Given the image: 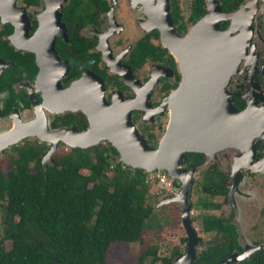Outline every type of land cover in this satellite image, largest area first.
<instances>
[{
  "label": "flooded vegetation",
  "instance_id": "flooded-vegetation-1",
  "mask_svg": "<svg viewBox=\"0 0 264 264\" xmlns=\"http://www.w3.org/2000/svg\"><path fill=\"white\" fill-rule=\"evenodd\" d=\"M23 2L25 7L18 6L17 3L13 6L11 0H0V41L7 42L18 55L10 58L7 48H0V80L13 67L17 71L14 74L17 79L10 87H0V133L18 128L29 120L33 123L34 134H25L23 137H44L49 135V130L59 128H74L72 134H75V131L84 133L90 126L87 112L93 110L96 116L102 112L103 86L106 102L113 107L116 114L130 109L136 130L149 145H152L155 137L164 135L173 106L170 98L172 92L181 84L183 74L181 62L164 45L170 44L173 39H163L158 28V17H164L162 0H81L80 10L84 15L81 22L76 24L77 31L71 30L70 24L62 20L63 8L70 2L63 0L57 8L60 12L59 25L51 22L46 36L41 35L39 38V32L31 43L37 53L44 54L47 58V80L41 74L37 53L18 48L13 40L17 45H28L30 40H27V36L31 37L37 33L40 19H51V12L57 2L38 0V4L29 6L24 0ZM210 4L219 15L209 27L201 29L204 31L202 33L211 34L217 24L222 31L230 33V41L245 44L244 55L236 72L225 86V92L221 90L222 87L217 88V91L222 92L218 93L216 106L218 110H221V107L224 110L225 96H228L237 110H244L249 106V110L253 111L261 108L259 113L264 114V0H240L232 9H224L223 0H190L188 11L183 10L180 0H169L170 17L176 35L186 37L189 31L209 14ZM39 6V11H27L29 7L36 9ZM20 9H23L28 17L27 31L24 30L26 23L23 22ZM49 35L53 37L55 54L60 58L58 64L48 54ZM219 43L224 45L223 48L226 47V41L220 39ZM74 57H78L77 60ZM27 69H33V72L30 73ZM58 73H62L59 85L61 89L67 90L71 109L55 113L46 104L43 92L46 88L54 94L52 84ZM77 81L78 87L74 88ZM212 91L214 92V89ZM220 112L217 113L221 114ZM47 114L49 117L52 115L50 119ZM44 118L48 130L44 126L45 123H42ZM261 121L264 125V120ZM221 130L223 137H229L225 127ZM66 137L74 136L67 134ZM36 140L42 142L34 138L25 139L22 143ZM103 142L102 145L113 146L107 139ZM46 145L50 148L47 143ZM74 148L77 147L70 146L69 151ZM230 148L235 150L234 159L247 152L245 148L240 150L232 146L219 151ZM9 149L11 150L12 146ZM203 154L204 163L209 155ZM254 157L252 166L256 167L257 171L251 169L252 167L243 166L242 174L245 170L250 174L264 172V133L256 140ZM211 164L217 163L214 161L209 163ZM180 167L190 169L184 162ZM228 177L227 200L230 202L232 183L229 175ZM233 191L232 196L241 194L240 189ZM230 215H233L232 222L238 227L240 240L241 227L234 209L224 217ZM239 242L244 249L245 243L241 240Z\"/></svg>",
  "mask_w": 264,
  "mask_h": 264
},
{
  "label": "trees",
  "instance_id": "trees-1",
  "mask_svg": "<svg viewBox=\"0 0 264 264\" xmlns=\"http://www.w3.org/2000/svg\"><path fill=\"white\" fill-rule=\"evenodd\" d=\"M24 1L27 6L38 4V0ZM223 1L224 9H232L240 0ZM80 2L70 0L63 8L62 20L73 31H77L76 24L84 15ZM7 46V42L0 41V48H7L8 57H18ZM16 72L15 67L8 71L0 80V87H10L17 79ZM48 149L44 142L24 141L12 145L8 171L4 172L0 164V264H107L112 243L142 240L154 212V207L147 204L150 185L145 171L123 165L118 161V151L111 145L77 147L43 163ZM203 161L202 152L184 153L183 162L189 168H196ZM228 186V174L217 164L203 171L204 194L227 200ZM198 206L206 211L216 210L221 208V203L203 199ZM232 219L233 215L201 214L203 232L213 233L215 237L197 253L193 264H220L232 253L244 251ZM6 240L11 241L10 249L5 247ZM202 242L198 236V243ZM157 251L156 246L145 247L135 264H156L159 260L173 264L174 258L182 254L178 247L165 258ZM231 264H264V247L255 250L249 258Z\"/></svg>",
  "mask_w": 264,
  "mask_h": 264
},
{
  "label": "water",
  "instance_id": "water-1",
  "mask_svg": "<svg viewBox=\"0 0 264 264\" xmlns=\"http://www.w3.org/2000/svg\"><path fill=\"white\" fill-rule=\"evenodd\" d=\"M15 6L17 0H11ZM57 5L53 7L51 19H44L39 22V30L34 36L28 37V45H15L18 48H24L28 51L36 52L33 49V39L47 34L49 24L55 22L56 26L60 23V12L57 10L63 0H56ZM161 2V1H160ZM162 9L164 17H158V28L163 39L172 38L170 44H164L181 62L182 82L177 89L172 92L171 118L167 130L162 136L158 146L149 145L145 138L136 130L134 122L131 120L130 109L122 111L120 114L114 112L105 100L102 86V112L96 116L93 110L88 113L90 126L84 133L74 131V128H59L49 130V135L36 137L42 142L51 143L47 154L44 156L43 163L47 160H53L52 153L57 148L59 141L66 143L71 147L88 148L100 145L104 139H107L119 152V160L129 166L131 169H141L147 174L156 171H165L173 179L180 181L181 189L176 195L165 196L159 205L169 202H179L181 204V220L186 232L187 247L185 253L176 256L173 264H193L197 259L198 235L192 224L190 216L192 204L190 201L191 183L193 173L196 168H181L184 161V153L187 151L202 152L214 159L215 153L225 147L232 146L237 149H247L243 155L234 159L232 178V187L229 197H232L233 190L237 188L242 177L241 168L252 167L255 151V143L259 135L264 133V125L252 122L246 119V112L250 109L247 106L244 110H237L232 100L225 96L224 110H218L216 106L217 88L225 92V86L228 84L232 74L236 72L240 60L245 52V44H238L237 41H230V33L222 31L217 24L213 31L205 35L202 28L207 15L200 20L188 33L186 37L176 35L172 25L169 0H162ZM23 22L26 23L24 30L28 29V17L23 9H20ZM46 12V11H45ZM44 12V13H45ZM161 14V13H160ZM162 15V14H161ZM225 16H228L224 13ZM163 16V15H162ZM155 21L157 20L154 17ZM24 31V32H26ZM26 34V33H25ZM177 37V38H176ZM14 38V37H13ZM48 54L58 64L60 58L53 49V37L49 35ZM177 40H176V39ZM220 39L226 41V47L219 43ZM26 41V40H25ZM37 61L41 67V74L48 78L47 58L44 54L37 53ZM62 73H58L54 78V94L44 90V100L50 110L55 113L65 112L71 109V104L67 100V90L61 89L59 78ZM77 81L74 88L78 87ZM73 88V87H72ZM214 89V92L212 91ZM227 94V92H226ZM35 103V102H34ZM249 105V104H248ZM73 107V106H72ZM92 112V113H91ZM220 112L221 114L217 113ZM218 114V115H217ZM43 118V116H41ZM45 119V120H44ZM45 128L48 130L46 118H44ZM42 123H40L42 125ZM226 128L229 137H223L222 128ZM220 128V131H219ZM33 123L31 120L19 125L18 128L0 133V153L7 147L20 142L26 137L25 134L32 135ZM47 133V132H46ZM45 133V134H46ZM68 135L74 137H66ZM87 135L86 137H82ZM66 137V138H64ZM245 146V147H244ZM237 216V213H236ZM263 248L261 245H246L242 253L234 252L229 257L223 259L220 264H231L250 257L257 249Z\"/></svg>",
  "mask_w": 264,
  "mask_h": 264
},
{
  "label": "rangeland",
  "instance_id": "rangeland-1",
  "mask_svg": "<svg viewBox=\"0 0 264 264\" xmlns=\"http://www.w3.org/2000/svg\"><path fill=\"white\" fill-rule=\"evenodd\" d=\"M180 1L183 10L188 11L190 0ZM17 5L25 7L23 0H17ZM41 6H43V2L41 3ZM41 6L36 9L35 7H29L27 8V11H39ZM51 116L52 115L49 117V114H47L48 119H50ZM34 138L36 137H26L23 140ZM161 139L162 137H155V140L152 141V146H158ZM23 140L18 142L17 145L21 144ZM46 143L51 147V143ZM103 143L104 142L101 144ZM9 147L5 149L6 151L4 150L0 153V164L4 172L8 171L11 166L8 156L9 153H11ZM69 148V145L59 141L57 148L51 155L52 158L56 155L67 153ZM234 154L235 150L233 148L225 151H217L214 159L209 158V156L206 157L205 162L200 167L196 168L193 173L192 180H194V184L193 190L190 191V201L193 206L191 208L190 216L197 235L203 239L202 244H197V253L211 244L212 239L215 237L213 233L205 234L203 232L201 214L207 212L213 213L217 216H227L232 209L237 213L236 218L241 227V242L245 243V245H261L264 247V172L250 174L248 170L243 171L240 182L237 185V189L241 190V194H235L232 196L230 202L225 200L223 196L210 197L204 194L201 190L202 173L209 163L215 161L218 167L230 176L233 171ZM48 161L51 160H47L45 163ZM118 161L120 160L118 159ZM82 171L87 173L85 170ZM155 173L166 172L156 171L147 175H154ZM167 178L171 179L168 175ZM230 181L231 183L233 181L231 177ZM177 182L178 191L174 193H167L165 189L161 188L156 183V180L149 184L150 192L147 196V204L154 207V212L147 221L142 240L140 242L132 243H112L107 256V264H135L139 252L149 245L156 246L158 248V255L162 258L169 257L175 247H178L183 253H185L187 242L183 241L186 237V232L181 220V204L177 201L159 205L160 201H162L165 196L176 195L180 192L181 183L180 181ZM203 199H209L221 203V208L208 211L203 210L198 206L199 201ZM1 215L2 211L0 209V218ZM4 244L6 249L11 248L10 240H6ZM156 264L163 263L159 260Z\"/></svg>",
  "mask_w": 264,
  "mask_h": 264
},
{
  "label": "built area",
  "instance_id": "built-area-1",
  "mask_svg": "<svg viewBox=\"0 0 264 264\" xmlns=\"http://www.w3.org/2000/svg\"><path fill=\"white\" fill-rule=\"evenodd\" d=\"M155 180L161 188L167 191V193H174L178 191L177 182H175L173 179H168L166 173H155L154 175H148L146 182L151 184Z\"/></svg>",
  "mask_w": 264,
  "mask_h": 264
},
{
  "label": "bare ground",
  "instance_id": "bare-ground-1",
  "mask_svg": "<svg viewBox=\"0 0 264 264\" xmlns=\"http://www.w3.org/2000/svg\"><path fill=\"white\" fill-rule=\"evenodd\" d=\"M210 11H209V14H207V18L206 20L204 21V26L205 27H209L213 20H215L217 18V16L219 15L213 8H212V5L210 4ZM177 38V37H176ZM236 40V39H235ZM255 112V113H253ZM258 112V113H256ZM261 112V108L260 109H254L253 110H248L245 114H246V119H248V117L250 118L252 116V118L250 119L252 122H255V123H258L259 122V125H262V119L264 120V114L263 113H259ZM87 135H84V137H86Z\"/></svg>",
  "mask_w": 264,
  "mask_h": 264
}]
</instances>
